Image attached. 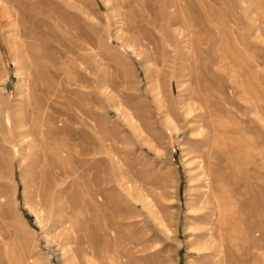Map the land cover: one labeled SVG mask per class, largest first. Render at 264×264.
<instances>
[{
  "label": "rangeland",
  "instance_id": "374dc122",
  "mask_svg": "<svg viewBox=\"0 0 264 264\" xmlns=\"http://www.w3.org/2000/svg\"><path fill=\"white\" fill-rule=\"evenodd\" d=\"M95 263L264 264V0H0V264Z\"/></svg>",
  "mask_w": 264,
  "mask_h": 264
},
{
  "label": "bare ground",
  "instance_id": "6f19581e",
  "mask_svg": "<svg viewBox=\"0 0 264 264\" xmlns=\"http://www.w3.org/2000/svg\"><path fill=\"white\" fill-rule=\"evenodd\" d=\"M212 235H215V233L212 232ZM224 236H225V235H224ZM94 237H95V236H94ZM95 239H96V238H95ZM140 244H141V243H140ZM207 249H208V248H207ZM90 250H91V247H90ZM202 250H203V249H202ZM92 251H93V250H92ZM92 251H91V252H92ZM129 251H130V250H129ZM130 254H131V253H130ZM92 255H93V254H92ZM92 255H91V257H92ZM95 255H96V254H95ZM126 255H127V254H126ZM126 255H125V256H126ZM91 259H92V258H91ZM92 260H94V258H93ZM93 262H95V261H93ZM89 263H91V262H89ZM95 264H96V263H95Z\"/></svg>",
  "mask_w": 264,
  "mask_h": 264
}]
</instances>
